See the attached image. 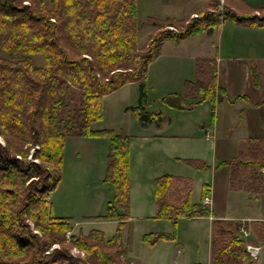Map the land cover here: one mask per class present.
Listing matches in <instances>:
<instances>
[{"label":"trees","instance_id":"16d2710c","mask_svg":"<svg viewBox=\"0 0 264 264\" xmlns=\"http://www.w3.org/2000/svg\"><path fill=\"white\" fill-rule=\"evenodd\" d=\"M210 1L188 20L151 16L140 23L137 0H0V135L6 139L5 144L0 141V264H130L122 237L131 202L130 135L95 124L104 118V97L133 81L140 88V103L133 108L139 120L162 119V110L151 111L145 104L148 66L161 54L165 40L179 44L189 36L211 33L227 17L264 26V14L237 15L224 6L229 3ZM149 25L161 29L141 48L139 31ZM38 54L43 64L37 63ZM217 74L216 59L201 56L197 77L186 87L187 96L211 102V120L216 104L227 94ZM69 136L107 139L105 180L112 184L114 196L107 211L92 218L119 220L110 237L100 228H81L68 238L71 217L53 213L51 193L62 179ZM36 144L40 146L33 156L38 162L28 158ZM185 160L207 167L200 159ZM220 164H229L232 188L264 191V137L242 140L237 154ZM191 196V179L172 173L157 176L156 217L175 224L181 216L203 214ZM242 224L213 221L211 264H244L246 258L259 264L246 249L251 241L242 237ZM244 225L249 228L248 222ZM250 230L264 240V221L253 222ZM161 239L174 240L176 234H144L153 244ZM73 247L85 256L73 255Z\"/></svg>","mask_w":264,"mask_h":264},{"label":"crops","instance_id":"0c3cea01","mask_svg":"<svg viewBox=\"0 0 264 264\" xmlns=\"http://www.w3.org/2000/svg\"><path fill=\"white\" fill-rule=\"evenodd\" d=\"M159 1H164V13L172 15L185 14L181 2L178 3L177 0H174L177 8L174 11H171L170 8L166 7V2L171 0ZM186 1L188 6L186 13L192 15L199 13V11H201V9L207 4L206 0L204 3H202L201 0ZM200 1L201 4H197V2ZM250 1L253 3L252 7L254 8H258L259 4H264V0ZM226 24L227 20L224 21L219 29H215L211 33L195 34L189 36L183 39L179 44L172 45V47H170V40H165L162 46L161 54L152 61L153 63L151 62L152 65L156 64V79L154 81L152 80L151 82L152 85H157L160 84V82L169 74L183 73L182 71L185 70H189V72H185V78L195 80L197 77V59L201 56L214 57L216 59L218 69L217 83L218 85L225 87L227 94H225L222 101L216 104L214 119L211 120L210 117L208 123H203L202 132L197 131L196 133L192 134L197 121L194 120V117H190V120H188L191 121L188 124L191 135L196 136V139L200 140V143L196 146H188V148H185L184 151H193L194 154L173 153L178 149V141H176V139L179 137L184 139L182 136L188 137L190 135V133L185 130V125L188 123V121L183 122L185 119L189 118L181 116L180 112H183L184 110L182 108H193L195 104L199 102L197 99L187 96V90L185 92V96L190 99V101L187 102L192 104H179L177 102H172L174 106H177L178 108L171 106V109L177 110V113H171L162 109L163 115L159 122L153 121L145 123L140 121V125H133L135 127V132L134 134L130 133L131 141L133 138H137L141 139V144H144L143 147L146 145L151 146L149 148V153L155 157L156 162L161 160L162 155L160 154L162 151L160 146L165 145V147H168L169 151V153L167 152L169 163L168 165H165L166 168H160L159 171L161 172L151 170L147 177L144 178L140 183L142 186L141 192L135 194L131 186V202L135 200L139 208V219L146 220L157 218L171 222L172 220L170 218L156 217L158 205L155 198V179L157 176L164 173L185 176L192 181L191 200L193 202L200 203L205 192H211L212 194L211 207L205 210V213L201 215L179 217L180 219L183 217H189L193 226H195L194 223L197 221L198 224L203 227V230L209 233L210 242L208 243L206 252L207 264H211L212 225L214 219L218 218L242 221L244 224L248 222L249 231L251 234L248 235L246 239L254 242L252 244L260 245V250L255 257L257 261H259L261 264H264V240L259 239L250 230L253 222L264 221V191L251 192L232 188L230 182L231 168L229 164H220L221 160L231 159L237 154L238 147L242 140L250 136L264 137V55L257 53L250 55L235 54L231 52L229 43L223 45L222 42L218 43L214 49H206L208 52H204L206 50L203 51L201 48L204 40L199 39L200 36L217 34L218 30L223 31L225 29ZM252 27L257 28L254 30L256 37L250 39L254 42H257L259 39H264V31L261 30L264 29V26ZM205 53L208 54L205 55ZM175 57H177V60H174ZM163 65H167L169 68L160 69V67ZM185 96H181L180 98L184 99L186 98ZM208 102V106L211 107V102ZM208 109L209 107H207V111ZM175 124H177V129L171 132V128ZM199 124H201V122H199ZM206 124H210L208 127L212 130V135H210V137L206 135V129H204ZM137 129L142 131L138 132ZM168 129L169 132H167ZM69 137L68 140H71L72 142L89 140L88 138L81 136ZM92 140H96L97 142L98 139L92 138ZM101 143L104 144L103 148L105 149L106 154L108 150L107 145L104 141H101ZM169 145H171L172 148H170ZM96 147L97 146L94 145V148ZM187 158L200 159L204 161L205 164H207V167L200 169L198 167L191 166L186 162L185 159ZM172 161L173 163L169 165ZM111 193V189L108 193L98 191L100 202H108L110 199H112ZM52 210L53 213L58 216H68L71 217V219L74 217L72 215L55 213L54 205H52ZM96 214H84V217H92ZM129 218L127 219V226L123 228V240L129 247L130 260L133 263L135 262L138 264L142 263V258L133 249V241L129 236V229L131 227V221H129ZM85 219L94 218H84V220ZM82 222L83 221H76L79 229H83ZM165 226L170 227V225ZM72 229L73 231L75 229L73 224ZM89 230L90 229H88V231ZM88 231L87 229L85 230V232ZM151 231L155 232L162 230L157 229ZM111 235L106 233L107 237H110ZM160 241L169 242L170 240L161 239L159 242ZM138 243L140 246L145 243L143 240V234L138 238ZM196 263L205 264L202 260H199ZM244 264H249V260L246 259Z\"/></svg>","mask_w":264,"mask_h":264},{"label":"rangeland","instance_id":"374dc122","mask_svg":"<svg viewBox=\"0 0 264 264\" xmlns=\"http://www.w3.org/2000/svg\"><path fill=\"white\" fill-rule=\"evenodd\" d=\"M201 1L204 3L205 0ZM201 1L197 2V4H201ZM177 2L182 3L185 14L172 15L164 13V1L137 0L139 22L142 23L143 21H147L151 16L163 20L171 16L176 20L181 21L188 20L192 18V16H195L186 13L188 10L186 0H177ZM206 3L205 7H207L211 1L206 0ZM223 3H229V8L227 5L224 6L229 9V11L236 12L237 15L255 16V14H264V4H259L258 8H254L250 6V4H253L250 0H221L220 4ZM166 7L170 8L171 11H174L177 8V5L174 0H171L166 2ZM205 7H203L201 11ZM224 19L227 20V24L223 31L218 30L217 34L200 36L199 39L204 40L201 47L203 51L206 49L210 50L211 48L214 49L218 43L222 42L223 45L229 43L231 52L235 54L250 55L257 53L264 55V39H259L257 42L250 39L256 37L254 30L257 28L252 27L251 25L238 23L236 19L228 17L223 18V23L225 21ZM160 29L161 28L153 25L142 28L139 31L138 45L141 48H144L146 44L150 42L151 38L157 35ZM261 30L264 31V29ZM169 43L170 47L176 44L173 40H170ZM208 50L204 52H208ZM206 54L208 53H205V55ZM35 58L37 63H44V57L41 54L36 55ZM174 60H177V57H175ZM152 63L150 62L148 66L146 107L151 111L163 109L164 111L167 110L171 113H177V110L171 109V106L178 108L177 106H174L172 102H177L179 104H192L187 102L190 101V99L185 96L187 83L192 80L185 78V72H189V70L182 71L183 73H171L163 79L160 84L152 85L151 81L156 79V64L152 65ZM163 68H169V66L163 65L160 67V69ZM139 96V82H128L120 88L110 92L104 97V118L95 124V127L114 128L119 132L124 130L130 135V150L132 154L130 176L131 186L135 194L142 191L140 183L147 177L151 170L161 172L159 171L160 168H166L165 165H168L169 163L167 158V152L169 153V151L168 147H165V145L160 146L162 151L160 155L162 156L161 160L156 162L155 157L149 153V148L151 146L146 145L143 147L144 144H141V139L133 138L131 141V134H134L135 132V127L133 125H140V120L133 109L140 103ZM179 96H185L186 98L181 99ZM208 103V101L203 100L195 104L193 108H182L184 110L183 112H180L181 116L189 118L185 119L183 122L190 120V117H194V120L197 121L192 134L197 131L202 132L203 123L209 122L210 117L212 116V109L208 106ZM207 107H209L208 111ZM190 122L191 121H188L185 125V130L189 133L190 129L188 128V124ZM199 122H201V124H199ZM176 129L177 124L173 125L171 132ZM137 131L140 132L142 130L137 129ZM167 132H169V129ZM182 137H184V139L181 137L176 139V141H178V149L173 153L194 154L193 151L185 152L184 149L191 145H199L200 140L196 139V136L191 135V133L188 137ZM86 138L89 140L80 142H72L67 138L63 164V177L57 188L52 192L51 203L54 205L55 213L74 216L72 217V224L75 228L74 231L78 232L80 230L76 221H83L82 226L84 231L86 229L88 231V229L93 227L102 228L108 235H111L115 233L118 228V219V221L113 218H94L84 220V218H92L84 217V214H101L107 211L108 202H100L98 191L108 193L111 189V198L114 196L112 184L105 180L106 164L108 165L109 157L108 151L105 154V149L103 148L104 144L101 143V141H104L106 145H108L107 139L105 137ZM92 138L98 139L97 142L96 140H92ZM0 141L4 144L6 143V139L1 135ZM94 145L97 147L94 148ZM39 146L40 145L36 144V147L32 149L28 158L37 162L39 161V158L33 156L34 151ZM169 147L172 148L171 145H169ZM172 163L173 161L170 162L169 165ZM138 212L139 208L135 200L130 202L129 221H131V227L129 229V236L133 241L134 251L142 258V263L138 264H198L196 262L199 260H202L207 264L206 252L208 243L210 242L209 233L204 231L203 227L200 226L197 221L194 223L195 226H193L189 217L179 218L180 220L178 219V222L175 224L172 221L170 222L168 220H160L157 218L141 220L138 218ZM165 225H170V227ZM126 226L127 223L124 227ZM123 228L122 237L124 232ZM157 229L173 232L176 234V239L170 240L169 242L158 241L155 244L144 240L145 232ZM142 234L145 243L140 246L138 238ZM54 246L60 247L57 243ZM72 254L75 256H85L84 251L79 250L77 247L72 248ZM258 263L261 264L259 261ZM130 264L136 263L131 261Z\"/></svg>","mask_w":264,"mask_h":264},{"label":"built area","instance_id":"2783aa9c","mask_svg":"<svg viewBox=\"0 0 264 264\" xmlns=\"http://www.w3.org/2000/svg\"><path fill=\"white\" fill-rule=\"evenodd\" d=\"M207 134H208V136H210L211 135V130H207ZM204 204L205 205H208V204H210V202L212 201V199H211V196L209 195V194H206L205 196H204ZM70 233H71V231H69L68 232V238L70 237Z\"/></svg>","mask_w":264,"mask_h":264}]
</instances>
